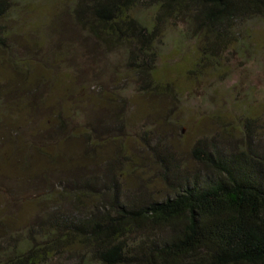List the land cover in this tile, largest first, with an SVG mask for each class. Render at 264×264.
<instances>
[{"label":"trees","instance_id":"16d2710c","mask_svg":"<svg viewBox=\"0 0 264 264\" xmlns=\"http://www.w3.org/2000/svg\"><path fill=\"white\" fill-rule=\"evenodd\" d=\"M40 1L0 0V51L10 55L13 70L10 79H0V127L7 118L17 121L27 96L37 94L40 81L32 67L53 68V79L66 84L85 76L100 88L112 75L127 74L137 93H149L158 84L157 60L170 29L180 42H197L194 67L202 61L217 70L231 42L246 48L244 25L264 22V0H68L66 9L36 25L42 29L37 50L22 46L24 52L16 53L8 44L9 25L27 22ZM66 20L65 29L85 37L92 50L64 48L59 24ZM94 48L109 58L102 68ZM48 101L43 94L40 103ZM50 107L45 109L57 110ZM58 110L42 135L59 149L55 143L83 130L84 163L75 166L59 155L67 167L47 178L49 189L36 193L45 206L22 227L7 226L9 216H0V264H264V139L248 112L239 118V142L217 135L197 140L191 169L165 143L140 135L153 163L122 156L95 173L85 163L93 161L101 139L94 126L81 121L85 113L70 119ZM150 167L159 194L143 177ZM135 171L141 172L135 185L127 183ZM0 193L14 197L9 187Z\"/></svg>","mask_w":264,"mask_h":264},{"label":"rangeland","instance_id":"374dc122","mask_svg":"<svg viewBox=\"0 0 264 264\" xmlns=\"http://www.w3.org/2000/svg\"><path fill=\"white\" fill-rule=\"evenodd\" d=\"M66 3L68 0L52 3L41 0L36 7L31 6L30 16L24 19L27 22L10 23L9 26L14 28L8 36L10 47L16 53L24 52L22 46L32 49V52L37 50L35 39L41 28L36 25L43 24L44 16L50 17L60 9L63 11V7L66 9ZM68 26L67 20L59 24V29H64V48L74 44L92 50L87 39L65 29ZM243 28L246 48L239 49L235 41L231 42L220 54V68L217 70L202 61L194 67L197 42H180L177 31L170 29L157 60L154 78L158 84L149 93H137L127 74L120 78L112 75L101 83L100 88L93 87L92 81L86 82L85 76L66 84L61 79H53V68L32 67L34 78L40 81L37 94L27 96L26 105L18 110L20 118L17 121L7 118L0 127V188L9 187L14 193L13 198L0 193V216H9L7 226L22 227L45 206V201L36 199L40 197L36 193L40 195L49 189L47 178L54 180L53 175L65 170L64 159H73L75 166L84 163L86 146L81 136L83 130L73 133L78 138L55 143L59 149L52 147L53 143L42 135L43 130L52 127L59 108L63 109L64 118L72 119L76 112L85 113L81 121L90 122L95 128V137L101 138L91 151L93 161L85 160L95 173H99L105 162L122 156L133 159L137 164L142 161L153 163L140 135L162 141L178 155L183 165L191 169L190 152L197 140L217 135L222 142L240 141L238 122L245 112L257 119L256 128L260 138L264 139V22L248 23ZM95 51L94 48L93 54L101 68L109 63L105 53L97 55ZM9 59L10 55L0 51L2 81L13 75ZM101 76L106 75L101 73ZM43 94L50 99L46 104L40 103ZM50 105H55L57 110L45 109L51 108ZM26 126L27 129L24 128ZM109 126L115 129L111 132ZM26 132L31 135L26 136ZM153 169L150 167L143 177L151 180L149 188L154 194H159L162 187L153 178ZM129 174L126 181L134 184L136 179L133 177L140 176L141 172Z\"/></svg>","mask_w":264,"mask_h":264}]
</instances>
